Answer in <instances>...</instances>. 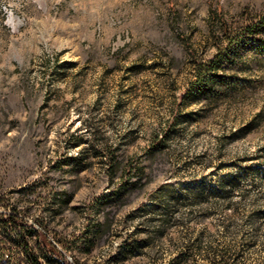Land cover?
<instances>
[{"label":"rangeland","instance_id":"1","mask_svg":"<svg viewBox=\"0 0 264 264\" xmlns=\"http://www.w3.org/2000/svg\"><path fill=\"white\" fill-rule=\"evenodd\" d=\"M263 13L264 0H0V215L17 213L34 242L64 240L53 264L185 251L215 264L213 250L264 264V32L207 88L191 83L224 25ZM113 159L141 169L121 201ZM99 219L108 229L82 250ZM5 228L0 239L19 233ZM12 249L2 264H28Z\"/></svg>","mask_w":264,"mask_h":264},{"label":"trees","instance_id":"2","mask_svg":"<svg viewBox=\"0 0 264 264\" xmlns=\"http://www.w3.org/2000/svg\"><path fill=\"white\" fill-rule=\"evenodd\" d=\"M262 32H264V13L254 18H249L248 21L245 22V25L238 29H231L227 25H224L220 36L223 45L219 46V49L210 59L197 62L193 81L191 83L197 85L199 89L207 88L215 79V68L224 60L226 53L236 47L249 43ZM140 172L141 169L132 161L121 168V161L113 159L110 170L113 190L108 195L110 199L121 201L129 192L133 191L137 187L136 182L133 180V176ZM114 180L116 181L114 182ZM222 193L224 194V192ZM101 210L102 207L98 209V212ZM204 214H206L204 209L202 211L199 210L196 214L197 220L199 221ZM7 224L17 226L19 233L14 236V239L11 236L2 237L0 239V264H2V260L8 263L13 260L14 254H8V252L13 251V246L18 248L19 254L28 264H53L56 258H64L63 249L67 248L64 240L58 239V243L52 242L44 232L39 231L34 235L36 241H32L31 234L28 233L24 225L20 223L17 213L5 215V217L0 215V225H2L4 229L3 233L8 232L5 228ZM108 227L109 223L105 219H99L96 225H90V223H88L86 232L79 237L78 246L82 248V250H89L98 236L103 234ZM147 244H149L147 246L151 245L150 242ZM138 247H141V244L127 240L123 249H136ZM220 253L221 252L217 250H213V254L216 258L214 261L215 264H233ZM6 256L7 258L5 259ZM189 260L190 257L188 252L185 251L174 255L166 264H187Z\"/></svg>","mask_w":264,"mask_h":264}]
</instances>
